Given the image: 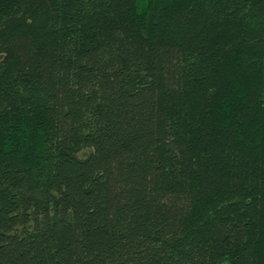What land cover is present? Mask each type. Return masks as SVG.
Returning a JSON list of instances; mask_svg holds the SVG:
<instances>
[{
	"label": "trees",
	"instance_id": "16d2710c",
	"mask_svg": "<svg viewBox=\"0 0 264 264\" xmlns=\"http://www.w3.org/2000/svg\"><path fill=\"white\" fill-rule=\"evenodd\" d=\"M0 264H264V0H0Z\"/></svg>",
	"mask_w": 264,
	"mask_h": 264
},
{
	"label": "rangeland",
	"instance_id": "374dc122",
	"mask_svg": "<svg viewBox=\"0 0 264 264\" xmlns=\"http://www.w3.org/2000/svg\"><path fill=\"white\" fill-rule=\"evenodd\" d=\"M88 152H89V149L86 148V149H83L82 151H80V152H79V155H80V156H84V155H86Z\"/></svg>",
	"mask_w": 264,
	"mask_h": 264
}]
</instances>
